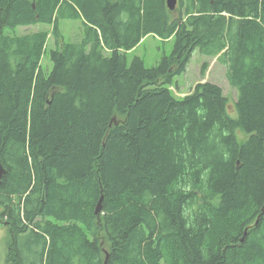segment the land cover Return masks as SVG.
I'll list each match as a JSON object with an SVG mask.
<instances>
[{"label":"trees","instance_id":"16d2710c","mask_svg":"<svg viewBox=\"0 0 264 264\" xmlns=\"http://www.w3.org/2000/svg\"><path fill=\"white\" fill-rule=\"evenodd\" d=\"M168 10L166 0H0L8 264H264V0ZM65 18L82 20L80 41L59 43ZM38 24L53 26L50 72L49 31L7 32ZM150 34L175 39L173 52L128 65ZM197 49L227 66L237 117L218 84L171 90Z\"/></svg>","mask_w":264,"mask_h":264},{"label":"rangeland","instance_id":"374dc122","mask_svg":"<svg viewBox=\"0 0 264 264\" xmlns=\"http://www.w3.org/2000/svg\"><path fill=\"white\" fill-rule=\"evenodd\" d=\"M177 13V12H176ZM53 26L47 24H38L34 26H24L18 28H9L7 32L10 34H22L29 31L47 30L50 32V36L47 41V50L44 55L42 66L47 71L50 72L53 68V63L49 57V51L56 48V38L52 33ZM60 38L59 43L62 41H74L78 42L82 39L84 35V25L80 18H65L60 19ZM175 46V39H164L157 35L150 34L146 36L139 45L135 48L126 52L128 65H131L135 57L139 56L143 59L146 67L157 66L162 57L165 55H170L173 52ZM207 63L208 67L206 72L202 73L203 64ZM209 81L220 85L224 93L229 97L231 101V112L233 117H237V110L234 102L238 98V90L233 87L227 78V66L216 58L208 57L195 50L192 58L189 61L187 69L185 72L177 75L175 77L174 83L171 86V90L174 95L178 98H182L190 91L198 82ZM243 139H247L248 135L241 132ZM2 213V212H1ZM0 213V218L3 219ZM7 231L0 229V264H8L5 258L9 252L6 242L11 238L7 237Z\"/></svg>","mask_w":264,"mask_h":264},{"label":"water","instance_id":"95a60500","mask_svg":"<svg viewBox=\"0 0 264 264\" xmlns=\"http://www.w3.org/2000/svg\"><path fill=\"white\" fill-rule=\"evenodd\" d=\"M180 0H166V4L169 10L174 11L179 3ZM7 173V169L3 165L1 159H0V184L2 183V179L4 175ZM102 211V199L99 201L97 207H96V213H100ZM107 259H108V254H107ZM107 263V260H106ZM105 263V264H106Z\"/></svg>","mask_w":264,"mask_h":264},{"label":"flooded vegetation","instance_id":"af4514ba","mask_svg":"<svg viewBox=\"0 0 264 264\" xmlns=\"http://www.w3.org/2000/svg\"><path fill=\"white\" fill-rule=\"evenodd\" d=\"M6 212L7 211L5 210V208L0 206V213H1V216L3 217V219L0 218V229H4V230L7 231V234H5L7 236L5 238H7V237L8 238L9 237L13 238V234L10 233V222H9V219H8V214ZM9 243L10 242H9V239H8V241L6 242V245L8 246V249H10V244ZM5 261L6 262L8 261V254H7L6 258H5Z\"/></svg>","mask_w":264,"mask_h":264},{"label":"bare ground","instance_id":"6f19581e","mask_svg":"<svg viewBox=\"0 0 264 264\" xmlns=\"http://www.w3.org/2000/svg\"><path fill=\"white\" fill-rule=\"evenodd\" d=\"M169 11V10H168ZM46 53V52H45ZM227 54V53H226ZM187 64V63H186Z\"/></svg>","mask_w":264,"mask_h":264}]
</instances>
